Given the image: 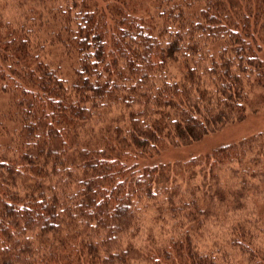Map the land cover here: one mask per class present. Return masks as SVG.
Masks as SVG:
<instances>
[{
	"label": "trees",
	"instance_id": "16d2710c",
	"mask_svg": "<svg viewBox=\"0 0 264 264\" xmlns=\"http://www.w3.org/2000/svg\"><path fill=\"white\" fill-rule=\"evenodd\" d=\"M0 2V264H264V0Z\"/></svg>",
	"mask_w": 264,
	"mask_h": 264
},
{
	"label": "rangeland",
	"instance_id": "374dc122",
	"mask_svg": "<svg viewBox=\"0 0 264 264\" xmlns=\"http://www.w3.org/2000/svg\"><path fill=\"white\" fill-rule=\"evenodd\" d=\"M1 5L2 7H5L4 13L6 17H9L12 19V17L17 15V12L15 11L16 9L15 5L13 4L5 5L3 2H0V7ZM258 89L260 88L255 87L252 89V91H255ZM255 93L256 91L252 92V98H255L256 96ZM250 110H248V114L243 120L234 121L228 124L224 129L219 130L216 133L210 135L199 145V147L201 148L204 147L205 149H211L223 143L237 141V140L242 139L243 137H248V136H252L256 134V132L259 131V129L264 128V107L258 110L257 112H253ZM262 202H264V188H263V193L261 194V196L258 195L254 199V204L257 208H258V205ZM244 213H245L244 211H240L238 214L236 212V215L243 217L245 216ZM261 241H264V234L262 235V239L259 240L257 244L260 245Z\"/></svg>",
	"mask_w": 264,
	"mask_h": 264
}]
</instances>
